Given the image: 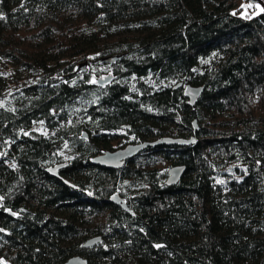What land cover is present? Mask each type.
Instances as JSON below:
<instances>
[{
  "label": "trees",
  "instance_id": "16d2710c",
  "mask_svg": "<svg viewBox=\"0 0 264 264\" xmlns=\"http://www.w3.org/2000/svg\"><path fill=\"white\" fill-rule=\"evenodd\" d=\"M258 4L0 0V264H264ZM187 84L202 88L193 106ZM163 136L195 141L148 146L117 170L92 163ZM172 165L185 171L166 185Z\"/></svg>",
  "mask_w": 264,
  "mask_h": 264
},
{
  "label": "water",
  "instance_id": "95a60500",
  "mask_svg": "<svg viewBox=\"0 0 264 264\" xmlns=\"http://www.w3.org/2000/svg\"><path fill=\"white\" fill-rule=\"evenodd\" d=\"M258 1V0H251V2ZM121 54H112L106 57H100V61L105 62H114L117 60ZM111 75H106L103 78L98 77L96 79V83L98 85H102L104 83H107L111 80ZM181 86V83H178L174 86V88H178ZM202 91V88L200 86H192L190 84H187L184 88V95L187 98V102L190 106H193L200 95ZM192 126L194 130H196V122L195 120L192 121ZM85 136V133L83 134V137ZM195 139L194 137L190 138H182V137H171V136H163L161 138H156L154 140H144L142 142L137 143H128L124 145L123 147H119L113 150H105L102 153L94 156L92 158V163L101 167H105L108 169L117 170L120 169L126 160L132 158L137 153L142 151L148 146H154V145H188L191 143H194ZM64 167L63 163H59L55 165L54 167L47 168V172L52 176H58L57 172L60 168ZM185 171V167L183 165H172L167 169V176L164 181V184L166 185H174L176 184L181 177L183 176ZM67 184H70L68 180H64ZM110 202L113 204L119 205L124 210H128V207L126 203L124 202V199L120 197L117 193L112 195L109 198ZM102 241L101 236L96 235L88 238L85 240V242L82 244L83 247H92L96 245L97 243H100ZM62 264H88L86 258L82 257L81 255H73L69 257L66 261H64Z\"/></svg>",
  "mask_w": 264,
  "mask_h": 264
},
{
  "label": "rangeland",
  "instance_id": "374dc122",
  "mask_svg": "<svg viewBox=\"0 0 264 264\" xmlns=\"http://www.w3.org/2000/svg\"><path fill=\"white\" fill-rule=\"evenodd\" d=\"M259 3L260 4H258L257 6V8H259L260 6H261V4L262 5H264V0H259ZM96 57L97 56H95V55H87L82 61H79L80 63L81 62H83L84 63V68H93L91 65L93 64V61L96 59ZM78 62V63H79ZM7 70V77H10L11 79H14V80H16L17 81V83L19 84L20 83V81H18V80H20L22 77H23V73H21L18 69H16V68H7L6 69ZM107 74L106 73H104V74H101L100 76H97V77H94V78H92V80L93 81H96V79L98 78V77H101V78H103L104 76H106ZM153 139H155V138H149V139H146V140H153ZM126 144H128V142H124L123 144H122V147L124 146V145H126ZM113 150V149H112ZM102 261H100L99 259H95L94 260V264H102L101 263Z\"/></svg>",
  "mask_w": 264,
  "mask_h": 264
},
{
  "label": "flooded vegetation",
  "instance_id": "af4514ba",
  "mask_svg": "<svg viewBox=\"0 0 264 264\" xmlns=\"http://www.w3.org/2000/svg\"><path fill=\"white\" fill-rule=\"evenodd\" d=\"M108 62H105V61H100L99 59H95L93 61V64L91 65L93 68L92 69H95V67H101V66H104L105 64H107ZM105 69V68H104ZM105 84V83H104ZM104 84L100 85V86H104Z\"/></svg>",
  "mask_w": 264,
  "mask_h": 264
}]
</instances>
